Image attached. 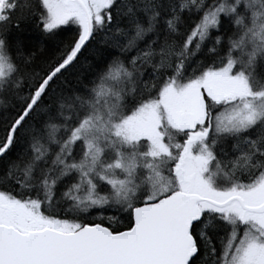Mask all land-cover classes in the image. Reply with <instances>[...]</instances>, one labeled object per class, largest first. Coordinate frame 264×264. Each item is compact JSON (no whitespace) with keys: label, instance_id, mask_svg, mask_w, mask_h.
<instances>
[{"label":"snow or ice","instance_id":"obj_1","mask_svg":"<svg viewBox=\"0 0 264 264\" xmlns=\"http://www.w3.org/2000/svg\"><path fill=\"white\" fill-rule=\"evenodd\" d=\"M0 264H264V0H0Z\"/></svg>","mask_w":264,"mask_h":264}]
</instances>
